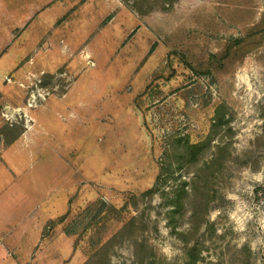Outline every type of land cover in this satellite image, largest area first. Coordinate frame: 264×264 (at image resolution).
Wrapping results in <instances>:
<instances>
[{
    "label": "rangeland",
    "instance_id": "rangeland-1",
    "mask_svg": "<svg viewBox=\"0 0 264 264\" xmlns=\"http://www.w3.org/2000/svg\"><path fill=\"white\" fill-rule=\"evenodd\" d=\"M43 1L0 0V264H264V0H114L78 73Z\"/></svg>",
    "mask_w": 264,
    "mask_h": 264
},
{
    "label": "crops",
    "instance_id": "crops-1",
    "mask_svg": "<svg viewBox=\"0 0 264 264\" xmlns=\"http://www.w3.org/2000/svg\"><path fill=\"white\" fill-rule=\"evenodd\" d=\"M82 1L84 0H44L36 12H45L49 14L52 10L55 11L54 7L57 4L69 3L71 7H73V3H81ZM69 8L70 5L65 6L66 10H70ZM79 11H82V16H79V18L76 17L74 19H77L76 21H64L63 23H58L56 26L57 22L61 19L59 15L60 12H58L59 14L55 15L54 21L50 23L51 26L44 32V34H48V37L44 40L43 44L48 53L56 50L58 46L61 50V57L64 60L63 67L67 65L76 66L78 68V71H76L77 73L80 70H84L85 66H88V64H92L90 65L91 67L95 66L97 52L95 54L94 51L97 50L99 46L96 44L101 43L100 45L109 46L111 45L109 42H112V48L118 49L123 46L125 42L130 41L129 37L131 33L135 31L136 27L140 24V22L138 25L132 22L130 19V12L123 7L120 1L103 0L100 2V0H86L83 6H80ZM36 12L28 17L27 20L34 17ZM109 17H111L110 20L104 24L105 20ZM84 21H87L84 25L89 23L90 28L87 30V33L83 35L81 44H77L75 47L71 42L76 39L74 35L77 29H81ZM93 55L95 61L93 60ZM60 67L62 66H59V68ZM76 85L77 82L74 87ZM87 92L89 91L86 90L84 93ZM27 135H29V133ZM9 211L10 208H5L4 205H0V225L4 224V221L7 222L8 219L10 220V217H8ZM3 241L4 240L0 238V243Z\"/></svg>",
    "mask_w": 264,
    "mask_h": 264
},
{
    "label": "trees",
    "instance_id": "trees-1",
    "mask_svg": "<svg viewBox=\"0 0 264 264\" xmlns=\"http://www.w3.org/2000/svg\"><path fill=\"white\" fill-rule=\"evenodd\" d=\"M190 148H195L194 146H191ZM177 207V206H176ZM190 264H193V262H191Z\"/></svg>",
    "mask_w": 264,
    "mask_h": 264
}]
</instances>
